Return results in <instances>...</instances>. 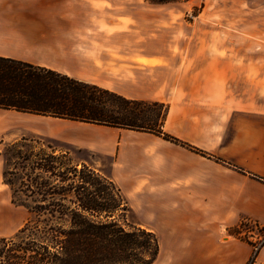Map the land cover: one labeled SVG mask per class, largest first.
I'll return each instance as SVG.
<instances>
[{"label":"crops","instance_id":"0c3cea01","mask_svg":"<svg viewBox=\"0 0 264 264\" xmlns=\"http://www.w3.org/2000/svg\"><path fill=\"white\" fill-rule=\"evenodd\" d=\"M107 1L0 0V57L125 99L164 104L163 131L180 145L149 133L96 125L88 126L104 135H83L78 125L87 124L0 109V217L5 231L0 237L9 236L7 231L22 219L6 205L10 189L3 181L1 151L33 134L111 159L107 175L91 168L122 193H149L154 186L153 208L180 210L169 224L180 227L181 240L190 244L194 234L203 240L195 248L199 250L186 248L180 257L204 258L209 264L247 263L252 255L248 243L229 237L221 245L220 240L222 232L241 222L264 227V58L248 56L252 43L244 42L235 45L245 51L239 56L179 54L174 63L175 55L166 48L158 51L150 43L123 40L126 33L118 30L124 26L102 19L106 7L101 3ZM252 264H264V245Z\"/></svg>","mask_w":264,"mask_h":264},{"label":"trees","instance_id":"16d2710c","mask_svg":"<svg viewBox=\"0 0 264 264\" xmlns=\"http://www.w3.org/2000/svg\"><path fill=\"white\" fill-rule=\"evenodd\" d=\"M164 109L155 119L146 109ZM0 109L42 117L68 120L108 128L149 133L165 141L180 142L163 131L167 108L157 102L125 99L98 86L76 81L58 72L0 57ZM18 142V141H17ZM22 143L27 142L22 138ZM17 143L9 145L13 148ZM4 157H8V150ZM28 161V153H15ZM52 157L36 158L31 170L53 174L58 168ZM7 160V158H5ZM59 170V169H58ZM61 171L62 167L60 168ZM3 181L11 189V202L35 215L11 237H0V264H154L159 254L155 234L117 220L118 212H127V201L120 188L107 176L82 166L81 170L63 171L58 187L34 179L33 198L43 205H26L15 200V183ZM69 199L70 204H62ZM47 200H51L47 201ZM46 218L41 220L40 216ZM241 222L229 234L244 238L251 247L252 264L264 245L241 237ZM258 226L257 224H255ZM264 233V227H260Z\"/></svg>","mask_w":264,"mask_h":264},{"label":"rangeland","instance_id":"374dc122","mask_svg":"<svg viewBox=\"0 0 264 264\" xmlns=\"http://www.w3.org/2000/svg\"><path fill=\"white\" fill-rule=\"evenodd\" d=\"M101 4L106 7L102 13L103 20L117 21L111 24L124 26L118 30L126 33L123 40L150 43L158 51H163L166 48L167 51H171L175 55L174 63L178 61L179 54H182L183 58L196 54L200 57L214 55L234 57L235 54L239 56L241 52L245 51L235 49V45L244 42L252 43L253 49L247 51L248 56L264 58V0H108ZM177 53L178 56H176ZM146 111L148 116L153 119L164 113L163 107L157 110L150 107ZM88 125L91 124L78 125V131L83 135H104L95 132V127L92 128ZM23 136L27 142L22 143L19 140L15 147L8 148L11 145L9 144L1 151L4 169L8 173L7 178L15 183L14 197L18 202H24L31 207L45 204V202L42 203L33 198L32 193L36 191L34 179L39 178L38 183H46L47 188L45 189H48L49 187H58V178L55 175L58 176L63 171H72L74 168L81 170L83 165L89 168L94 166L93 168L98 171L104 170L106 175L108 173L107 170L111 162L109 158L92 154L58 140L33 134ZM6 150L9 151L8 157H4ZM17 152H22V155L25 153L28 155L31 152L33 155L38 154L40 158L52 157L53 159H48L50 164L59 170L57 169L53 174L37 171L33 173L31 168L38 157L30 158L28 155L29 160L23 161V159L15 157ZM61 167L63 171L60 170ZM153 187L151 186L149 193L144 190L140 192L133 190L126 194L123 191L129 210L118 212L117 220L121 223L124 221L126 226L141 227L155 234L160 253L154 264H209V262L203 261L204 258L197 260L186 256L180 257L181 251L186 248L199 250L195 248L202 246L203 240L199 239L196 234L190 236V244H194L196 247L181 240L183 234L180 227L170 225L172 224L170 223L171 218L179 217L180 210H173L169 207V209L159 211L153 208L150 205ZM10 192H12L11 189L7 195L6 205L13 215L15 211H19L22 214V219L10 231H7L11 232L7 237L13 236L25 224L36 218L25 208L9 201L11 200ZM47 201L51 202V200ZM70 203L69 199L62 201V204L65 205ZM175 206L177 207V205ZM45 218V215L40 216L41 220ZM3 228L4 224L0 217V234L5 233V231H1ZM240 231L241 237H248V242L254 244H258L264 238L260 226H256L254 223L241 227ZM169 232L172 233L171 236ZM8 233L6 234L8 235ZM222 234L221 245L225 244L229 237H234L229 234V231L227 233V230ZM237 239L246 242L243 240L244 238ZM174 252L178 255L177 257L172 256Z\"/></svg>","mask_w":264,"mask_h":264}]
</instances>
